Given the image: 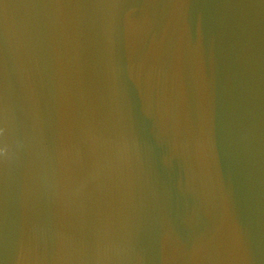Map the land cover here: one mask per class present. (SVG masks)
<instances>
[{
    "label": "water",
    "instance_id": "1",
    "mask_svg": "<svg viewBox=\"0 0 264 264\" xmlns=\"http://www.w3.org/2000/svg\"><path fill=\"white\" fill-rule=\"evenodd\" d=\"M0 264H264V0H0Z\"/></svg>",
    "mask_w": 264,
    "mask_h": 264
}]
</instances>
